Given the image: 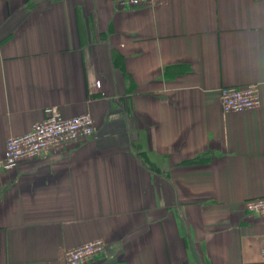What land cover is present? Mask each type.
<instances>
[{"label": "crops", "instance_id": "0c3cea01", "mask_svg": "<svg viewBox=\"0 0 264 264\" xmlns=\"http://www.w3.org/2000/svg\"><path fill=\"white\" fill-rule=\"evenodd\" d=\"M259 82L260 107L220 88ZM58 107L94 136L4 167ZM264 1L0 0V264H264Z\"/></svg>", "mask_w": 264, "mask_h": 264}, {"label": "built area", "instance_id": "2783aa9c", "mask_svg": "<svg viewBox=\"0 0 264 264\" xmlns=\"http://www.w3.org/2000/svg\"><path fill=\"white\" fill-rule=\"evenodd\" d=\"M114 1L121 6H139L155 4L163 0ZM220 101L226 113L260 107L262 104L260 83L252 82L245 86H222ZM45 112V118L35 122L29 131L12 136L7 140L4 156L5 168H15L24 158L35 157L50 148L85 139L96 133L95 121L91 113L66 117L56 106L47 107ZM245 204L249 211L264 218V195L247 199ZM106 245V241L102 238L93 239L65 250L63 259L68 264H85L95 255L103 253Z\"/></svg>", "mask_w": 264, "mask_h": 264}]
</instances>
